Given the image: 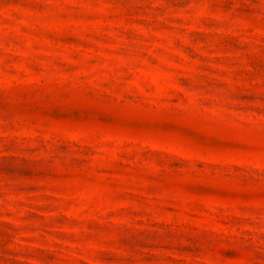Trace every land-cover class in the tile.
I'll list each match as a JSON object with an SVG mask.
<instances>
[{
    "label": "rangeland",
    "instance_id": "374dc122",
    "mask_svg": "<svg viewBox=\"0 0 264 264\" xmlns=\"http://www.w3.org/2000/svg\"><path fill=\"white\" fill-rule=\"evenodd\" d=\"M0 264H264V0H0Z\"/></svg>",
    "mask_w": 264,
    "mask_h": 264
}]
</instances>
